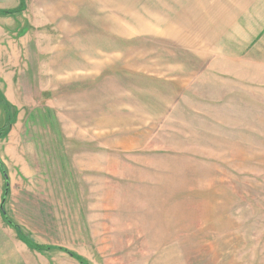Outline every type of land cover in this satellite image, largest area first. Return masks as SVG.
I'll list each match as a JSON object with an SVG mask.
<instances>
[{"label": "rangeland", "instance_id": "obj_1", "mask_svg": "<svg viewBox=\"0 0 264 264\" xmlns=\"http://www.w3.org/2000/svg\"><path fill=\"white\" fill-rule=\"evenodd\" d=\"M23 3L0 264H264V0Z\"/></svg>", "mask_w": 264, "mask_h": 264}, {"label": "trees", "instance_id": "obj_2", "mask_svg": "<svg viewBox=\"0 0 264 264\" xmlns=\"http://www.w3.org/2000/svg\"><path fill=\"white\" fill-rule=\"evenodd\" d=\"M24 9V3H23V0H19V4L17 7L15 8H11V9H0V14H13V13H19L20 11H22ZM0 106H1V109L2 111H4L5 113V122L2 126H0V138H3L7 132L9 131L10 129V126L13 122H15V115L12 113L11 109H10V105L9 103H7L6 99L4 98L2 92L0 91ZM0 171H5L6 172V169H5V166L3 164V162L1 161L0 159ZM5 180V184H6V181H8V177L4 178ZM6 187V185H5ZM7 194H8V191L7 193H5V190L2 194V200H1V203L3 201V209L1 210L0 209V213H1V216L3 218V220L5 221L6 224L12 226L14 229H16V231L21 234L22 232V228L17 224L15 223L11 217L8 215L7 211L5 210L4 208V201H5V198L7 197ZM27 240V239H25ZM30 247L38 250V251H42V250H53V248L55 249H59V250H63L65 252H67L71 257H73L75 260H77L80 264H90L87 260H85L82 256L66 249V248H61V247H57V246H52V245H46V246H38L36 244H32L29 243Z\"/></svg>", "mask_w": 264, "mask_h": 264}, {"label": "crops", "instance_id": "obj_3", "mask_svg": "<svg viewBox=\"0 0 264 264\" xmlns=\"http://www.w3.org/2000/svg\"><path fill=\"white\" fill-rule=\"evenodd\" d=\"M9 1V6L8 8H14L16 6H18L19 4V0H18V4L15 5V1L14 0H8ZM12 4H14V6H11ZM12 259L15 261V263L13 262V264H26V259L25 257L22 255V253L20 251L14 253Z\"/></svg>", "mask_w": 264, "mask_h": 264}, {"label": "water", "instance_id": "obj_4", "mask_svg": "<svg viewBox=\"0 0 264 264\" xmlns=\"http://www.w3.org/2000/svg\"><path fill=\"white\" fill-rule=\"evenodd\" d=\"M4 178L8 177L5 171H1ZM5 193L8 191L9 181H6ZM0 209H3V201L0 203Z\"/></svg>", "mask_w": 264, "mask_h": 264}]
</instances>
